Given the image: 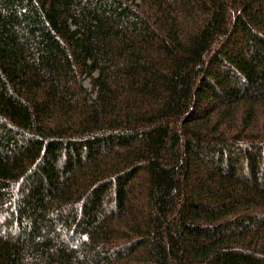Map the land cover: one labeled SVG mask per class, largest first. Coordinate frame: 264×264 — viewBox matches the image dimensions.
I'll return each mask as SVG.
<instances>
[{"label":"trees","instance_id":"trees-1","mask_svg":"<svg viewBox=\"0 0 264 264\" xmlns=\"http://www.w3.org/2000/svg\"><path fill=\"white\" fill-rule=\"evenodd\" d=\"M0 264H264V0H0Z\"/></svg>","mask_w":264,"mask_h":264},{"label":"rangeland","instance_id":"rangeland-1","mask_svg":"<svg viewBox=\"0 0 264 264\" xmlns=\"http://www.w3.org/2000/svg\"><path fill=\"white\" fill-rule=\"evenodd\" d=\"M86 85L89 86L88 82L86 81Z\"/></svg>","mask_w":264,"mask_h":264}]
</instances>
